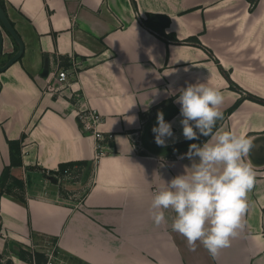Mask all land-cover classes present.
Masks as SVG:
<instances>
[{"label":"crops","instance_id":"obj_1","mask_svg":"<svg viewBox=\"0 0 264 264\" xmlns=\"http://www.w3.org/2000/svg\"><path fill=\"white\" fill-rule=\"evenodd\" d=\"M0 3L24 43L22 57L0 72V264H45L40 253L54 245L65 264H264V0ZM0 28L3 66L18 43ZM59 67L78 69L72 88L115 135L97 163L94 138L68 106L71 89L47 92ZM197 82L220 90L223 117L213 131L250 139L245 162L255 176L246 226L215 260L172 230L173 211L159 227L149 211L154 194L191 166L189 146L209 139L184 138L175 102ZM161 111L173 128L164 146L152 131ZM11 141L20 143L19 166ZM70 163L81 173L80 194L52 180ZM24 174L29 196L9 187Z\"/></svg>","mask_w":264,"mask_h":264},{"label":"clouds","instance_id":"obj_2","mask_svg":"<svg viewBox=\"0 0 264 264\" xmlns=\"http://www.w3.org/2000/svg\"><path fill=\"white\" fill-rule=\"evenodd\" d=\"M175 102L180 105L184 138L209 139L202 146L191 144L185 154L193 161L191 166L186 165L183 174L154 194L151 219L159 227L166 223L165 212L173 211L172 230L186 239L192 251L199 242L215 260L246 226L247 194L255 184L254 173L245 162L251 141L234 131H213L223 117L219 110L223 96L207 82L189 84L180 90ZM152 131L159 146L173 136L172 124L162 111Z\"/></svg>","mask_w":264,"mask_h":264},{"label":"built area","instance_id":"obj_3","mask_svg":"<svg viewBox=\"0 0 264 264\" xmlns=\"http://www.w3.org/2000/svg\"><path fill=\"white\" fill-rule=\"evenodd\" d=\"M77 63L75 62V65ZM78 67V65H77ZM76 67V68H77ZM78 69L70 70L68 67H59L54 74L53 81L50 83L49 87L47 88V92L54 93L57 96L61 97L63 92L66 90L71 89V93L73 95V100H67L69 103V107L71 112L75 115L78 119L81 128L85 134L91 135L95 140V148L96 153L94 157V163H97L102 157H104L107 153H110L111 150L113 151L112 145H105L108 144L109 141L115 139V135L113 133L104 132L102 129V123L104 117L99 112V110L89 103L85 102V96H83L80 91L77 89H73V81L75 76H79ZM74 75V76H73ZM133 136V137H132ZM132 137V145L136 152L142 151L143 145L138 135L131 134ZM110 146V147H107ZM71 170L68 168L65 170L64 173L67 175L71 174ZM58 181V184L62 181V176L60 173L57 172L55 175ZM27 175L24 174V187L19 191L23 192L26 196H29L28 193V184H27ZM46 256V263L45 264H65L64 261H61L58 257V251L56 246L54 245L51 250L43 251ZM34 254L32 252V259L35 262Z\"/></svg>","mask_w":264,"mask_h":264},{"label":"water","instance_id":"obj_4","mask_svg":"<svg viewBox=\"0 0 264 264\" xmlns=\"http://www.w3.org/2000/svg\"><path fill=\"white\" fill-rule=\"evenodd\" d=\"M0 21L6 32L18 43V51L8 60V62L5 65L0 66V72H3L22 57L24 53V43L20 35L17 33V31L11 24L10 20L8 19L1 3H0ZM3 47H4L3 31L0 28V56L3 52ZM52 180L56 181L57 179L55 178V180L54 179Z\"/></svg>","mask_w":264,"mask_h":264},{"label":"trees","instance_id":"obj_5","mask_svg":"<svg viewBox=\"0 0 264 264\" xmlns=\"http://www.w3.org/2000/svg\"><path fill=\"white\" fill-rule=\"evenodd\" d=\"M10 147H11V153H12V157H13V159H12V165L13 166L14 165L15 166L21 165L22 164L21 161L19 159H16V157H14L17 153L20 152V143L19 142H15V141H11L10 142ZM84 164H88V163H84ZM71 166H72V163L61 165L58 173H62L63 174L65 172V170L68 169V168H70ZM8 176H9V174L6 172L5 177L7 178ZM9 187H10V189H12V188L15 189L16 188V189H20L21 190L24 187L23 180L22 179L15 178L12 181V183H11V185ZM35 254H34V258L36 260V259H38L39 255L37 253H35ZM40 254H43L44 255V258H45L44 262L46 263V260L47 259H46L45 254L44 253H40ZM43 255H41V256H43Z\"/></svg>","mask_w":264,"mask_h":264},{"label":"rangeland","instance_id":"obj_6","mask_svg":"<svg viewBox=\"0 0 264 264\" xmlns=\"http://www.w3.org/2000/svg\"><path fill=\"white\" fill-rule=\"evenodd\" d=\"M70 169V168H69ZM71 170V169H70ZM72 171V170H71ZM51 173V172H50ZM56 173V172H55ZM54 173V174H55ZM49 174V173H48ZM53 174V173H52ZM63 180L61 182L60 185H62V188H65L63 190L64 193H68L70 195H74V194H80L82 192V188L80 187V179H81V173L76 171H72L70 175L66 176V173H63V175H61ZM35 181V180H33ZM39 181V180H38ZM38 181H35L38 186L39 183ZM54 184V183H53ZM51 185V183H50ZM82 186V185H81ZM52 187L57 188V186L54 184V186L52 185Z\"/></svg>","mask_w":264,"mask_h":264}]
</instances>
